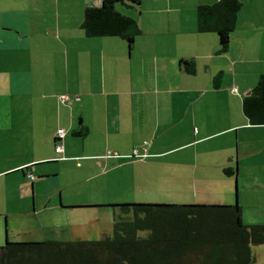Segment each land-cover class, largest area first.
<instances>
[{"label":"crops","instance_id":"0c3cea01","mask_svg":"<svg viewBox=\"0 0 264 264\" xmlns=\"http://www.w3.org/2000/svg\"><path fill=\"white\" fill-rule=\"evenodd\" d=\"M216 1L140 0L137 8L122 7L142 29L130 51L121 37L91 38L81 28L85 9L102 0H0L5 231L11 214L33 215L39 199L43 205L56 195L75 228L94 220L81 213L115 215L96 205L232 204L237 184L243 220L264 224V125L250 124L242 105L264 74V0H240L223 54L215 33L197 30V7ZM182 60L194 61L196 74ZM220 71L222 85L214 88ZM82 126L84 138L73 133ZM144 146L147 156L130 157ZM236 162L237 176L226 175L224 168ZM51 163L55 172L46 170ZM254 252L253 264H264V243Z\"/></svg>","mask_w":264,"mask_h":264},{"label":"trees","instance_id":"16d2710c","mask_svg":"<svg viewBox=\"0 0 264 264\" xmlns=\"http://www.w3.org/2000/svg\"><path fill=\"white\" fill-rule=\"evenodd\" d=\"M139 5L140 0H102L100 6L85 9L81 28L91 38L121 37L131 51L142 29L135 17L120 9ZM241 8L240 0H218L197 7V30L218 36L219 54L229 50ZM182 66L188 74L197 72L194 61L182 60ZM223 78L224 72H218L212 86L219 88ZM242 105L250 124L264 125V74ZM73 133L84 138L87 129L82 126ZM144 148H134L144 156H135L133 149L130 157L144 158ZM237 170V162L224 168L228 176H237ZM29 176L33 178V174ZM96 206L125 216L99 239L14 242L6 236V243L0 246V264H253L254 247L264 243V224L246 223L238 199L234 204L130 202Z\"/></svg>","mask_w":264,"mask_h":264},{"label":"rangeland","instance_id":"374dc122","mask_svg":"<svg viewBox=\"0 0 264 264\" xmlns=\"http://www.w3.org/2000/svg\"><path fill=\"white\" fill-rule=\"evenodd\" d=\"M57 167L58 166H56L54 163H51L50 167H47L46 170L55 172V170H57ZM63 170V181L65 183V186H68V169L66 167H63ZM43 191L46 193L49 192V188L46 183H44L43 185ZM81 197H83L82 194ZM59 198V195H56L51 199V201H48V198L43 199V205L40 204L39 199L33 215L30 214L28 216L22 214H11L9 216L10 223L6 225L7 234L4 224L2 225V223H0V246H3L6 243V236L10 241L14 242L70 240L72 238L80 239L79 237H86L85 235H88L91 238L86 237L84 239H96L100 238V236L104 232H110L112 230L113 218H117L116 220L114 219L115 223V221H118V216H125L123 214H119V212H117L116 215H113L109 211L85 212L78 215L83 216L84 220L88 218H93L94 220L88 223L79 224L77 226H74L75 228H73L71 227V225L73 223L74 216L70 219V215L66 214L58 207V204L60 202ZM234 203H236V199ZM64 205L69 206L66 204ZM0 219L5 221V217H0Z\"/></svg>","mask_w":264,"mask_h":264},{"label":"built area","instance_id":"2783aa9c","mask_svg":"<svg viewBox=\"0 0 264 264\" xmlns=\"http://www.w3.org/2000/svg\"><path fill=\"white\" fill-rule=\"evenodd\" d=\"M233 90H234V91H237V88L234 87ZM62 99L68 100L69 98H68L67 95H63V96H62ZM64 134H65V130H64V129H59V130L57 131V133H56V138H57V137H58V138H61V137L64 136ZM145 143H146V142H145ZM62 149H63V146H62V145H59V144H58V145L56 146V151L60 152V151H62ZM144 150L146 151L147 148L145 147ZM109 153H110V152H109ZM133 153H134V155L137 156V157H142V156H144L142 153H140V151H139L138 149H134V152H133ZM109 155H110V154H109Z\"/></svg>","mask_w":264,"mask_h":264},{"label":"water","instance_id":"95a60500","mask_svg":"<svg viewBox=\"0 0 264 264\" xmlns=\"http://www.w3.org/2000/svg\"><path fill=\"white\" fill-rule=\"evenodd\" d=\"M236 201H237V199H238V194H237V185H236Z\"/></svg>","mask_w":264,"mask_h":264}]
</instances>
